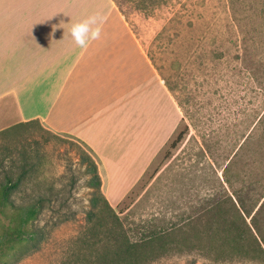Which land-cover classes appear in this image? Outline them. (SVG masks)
<instances>
[{
    "label": "rangeland",
    "instance_id": "1",
    "mask_svg": "<svg viewBox=\"0 0 264 264\" xmlns=\"http://www.w3.org/2000/svg\"><path fill=\"white\" fill-rule=\"evenodd\" d=\"M119 1L142 31L151 29L144 41L145 50L157 68L158 79L172 94L174 109L177 106L180 112L173 135L131 189L135 191L134 202L122 216L128 215V221L136 222L154 219L158 226L192 217L197 227L186 229L185 236L202 234L207 232L202 226L205 221L233 216L231 198L235 190L241 189L240 196L247 206L250 204L251 155L256 145L262 144L264 96L245 69L236 67L237 54L241 55L236 44L242 35L247 38L251 27L259 28L258 22L248 17L264 14V0H235L237 12L231 11L229 0ZM159 33L162 35L156 37ZM166 107L168 116L169 101ZM160 109L157 105L158 116ZM257 121L253 131L257 143L248 145L245 141L232 158ZM41 126L34 138L21 135L22 145L33 152L38 167V175L27 190L40 186V190L54 188L61 189V193L47 203L39 219L26 225L28 230L43 227L46 239L41 244L39 240L36 249L27 242L30 250L16 251L7 261L75 264L82 254L89 253L77 242L87 227L93 191L88 161L97 164L103 180L102 168L84 143L43 123ZM180 134L181 140L173 144ZM131 190L124 192L111 184L105 193L116 208ZM262 212L259 221L264 227V204ZM62 219L65 221L60 222ZM3 223L10 224L1 219L0 239L6 232ZM261 235L264 237V231ZM197 248L198 244H188L184 247L188 253L166 255L150 264H264V260L242 258L214 261Z\"/></svg>",
    "mask_w": 264,
    "mask_h": 264
},
{
    "label": "crops",
    "instance_id": "2",
    "mask_svg": "<svg viewBox=\"0 0 264 264\" xmlns=\"http://www.w3.org/2000/svg\"><path fill=\"white\" fill-rule=\"evenodd\" d=\"M96 13L101 39L81 49L70 28ZM179 114L113 0H0V130L38 119L92 151L104 193L111 184L126 192L171 138Z\"/></svg>",
    "mask_w": 264,
    "mask_h": 264
},
{
    "label": "trees",
    "instance_id": "3",
    "mask_svg": "<svg viewBox=\"0 0 264 264\" xmlns=\"http://www.w3.org/2000/svg\"><path fill=\"white\" fill-rule=\"evenodd\" d=\"M113 1L125 16L136 37L142 40L145 48L144 41L151 29L142 31L139 23L129 18L121 2ZM229 4L231 11L237 12L236 1L229 0ZM248 19L252 22L257 21L259 28L251 27L247 38L242 35L237 39V51L241 55L237 54L236 67L238 70L241 69L240 67L245 69L251 82L259 87L264 96V14L249 16ZM161 35L162 33H159L156 37ZM245 50H247L246 55L242 54ZM147 54L151 58L148 52ZM258 122L252 126L232 158L237 156L238 150L245 141L248 140V145L257 143L256 133L253 131L257 129ZM41 124L40 120L32 119L0 130V221L3 219L10 222L7 226L2 224L6 231L5 237L0 239V263L4 262L3 264H8V258L16 251L22 252L28 248L30 250L31 248L25 245L27 242H31L30 246L36 249L37 242L40 240L41 244L46 239L43 227H33L32 230H28L26 225L39 219L49 206L47 203L61 193V189L40 190V186L27 190V185L38 175V167L33 152L27 151L22 145L21 135L25 133L34 138L38 126L42 130ZM260 126L263 127L262 144L256 145L251 155L252 171L247 197L249 206L240 196L242 190H235L234 199L231 198L233 216L228 219L222 215L216 221H205L202 226L207 232L192 237L185 236L186 229L197 227L196 220L192 217L187 221L178 219L174 222H164L160 226L154 219L128 221V215H122L133 204L135 191L131 190L114 208L102 190V179L97 164L88 161L93 191L86 217L87 227L84 234L78 237L77 242L85 245L89 253L82 254V258L75 264H150L166 255L188 253L184 249L188 244H198L197 250L214 261L237 258L264 260V237L261 235L264 227H261L259 221L264 204V118ZM180 140L181 134L173 144H177ZM226 181L229 182L227 177ZM19 194L24 196L19 199L17 197ZM54 208L53 206L52 209ZM221 211L225 213L223 209ZM64 221L65 219H62L60 222ZM214 226L215 231H213Z\"/></svg>",
    "mask_w": 264,
    "mask_h": 264
},
{
    "label": "clouds",
    "instance_id": "4",
    "mask_svg": "<svg viewBox=\"0 0 264 264\" xmlns=\"http://www.w3.org/2000/svg\"><path fill=\"white\" fill-rule=\"evenodd\" d=\"M101 20L100 14L96 13L74 22L70 28V35L75 45L86 49L91 41L100 40L102 36Z\"/></svg>",
    "mask_w": 264,
    "mask_h": 264
}]
</instances>
